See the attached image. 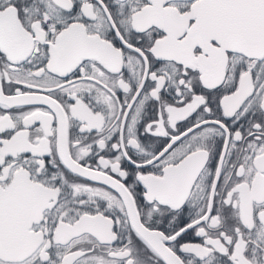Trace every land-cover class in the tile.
<instances>
[{
  "label": "snow or ice",
  "instance_id": "snow-or-ice-1",
  "mask_svg": "<svg viewBox=\"0 0 264 264\" xmlns=\"http://www.w3.org/2000/svg\"><path fill=\"white\" fill-rule=\"evenodd\" d=\"M0 264H264V0H0Z\"/></svg>",
  "mask_w": 264,
  "mask_h": 264
}]
</instances>
